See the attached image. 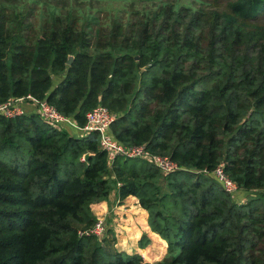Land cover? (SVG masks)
<instances>
[{
    "label": "trees",
    "instance_id": "16d2710c",
    "mask_svg": "<svg viewBox=\"0 0 264 264\" xmlns=\"http://www.w3.org/2000/svg\"><path fill=\"white\" fill-rule=\"evenodd\" d=\"M88 1L0 0V103L45 98L79 127L102 104L115 139L179 169L109 163L95 131L0 115V264H264V0H160L140 12ZM220 162L238 191H254L245 201L198 172ZM112 192L138 199L163 259L118 250L111 227L81 234ZM148 243L143 234L138 246Z\"/></svg>",
    "mask_w": 264,
    "mask_h": 264
},
{
    "label": "built area",
    "instance_id": "2783aa9c",
    "mask_svg": "<svg viewBox=\"0 0 264 264\" xmlns=\"http://www.w3.org/2000/svg\"><path fill=\"white\" fill-rule=\"evenodd\" d=\"M25 103H30L35 109L40 119L55 129L62 130L67 125L74 126L81 130L83 134L97 132L99 134V145L107 154L108 162L111 163L116 156L125 158H136L145 160L155 166L162 174L178 170L179 166L168 156L151 153L144 144L128 145L113 137L110 133V127L115 119V115L104 105L98 104L88 110L85 115V123L79 127L70 117L59 112L45 98L36 99L31 95L9 99L0 103V115L13 118L18 115L26 114ZM205 174H211L221 185L224 191L234 195L238 191L236 183L226 174L224 162H220L212 171L206 169L200 170ZM119 185V184H118ZM107 225L103 218H98L94 226L86 230L84 234H92L98 238L106 232Z\"/></svg>",
    "mask_w": 264,
    "mask_h": 264
},
{
    "label": "rangeland",
    "instance_id": "374dc122",
    "mask_svg": "<svg viewBox=\"0 0 264 264\" xmlns=\"http://www.w3.org/2000/svg\"><path fill=\"white\" fill-rule=\"evenodd\" d=\"M157 1L160 0H128L125 1L124 0H101L100 2L98 1H93L95 4L100 3V7L102 8L103 11H109V10H116V8L118 10H122L121 7H125L127 9V11L130 10H134L135 12H140V10H142V8H145L149 5H152L154 3H156ZM183 3H191L192 4V0H180ZM47 3L50 5H57L58 7H63L64 5H80V6H88L87 4L91 3L88 0L86 1H80V0H47ZM254 191H237L234 193V196L236 197L237 200H241V201H245L247 199V197H249L251 194H253ZM114 195V197H113ZM125 202L123 201H119L116 199V195L114 192L111 193L109 199L106 201V203H96L92 205V210L95 214V216L98 218H103L105 224L107 225V227H111L114 235L116 237V248L117 249H121L124 248L123 246H127L124 243H126L125 240L122 241V244H120V242L118 243V239L119 235L121 234L119 229H122L121 226V221H122V213H125V209L124 207H120L121 205H123ZM120 208H119V207ZM129 207V206H128ZM123 208V209H122ZM119 231H118V230ZM121 239V238H120ZM120 241V240H119ZM128 248V247H127ZM148 248V246L146 247ZM150 251V253L155 252V250H159L158 248H153V246H150L148 248ZM149 253V254H150ZM140 254V253H139ZM166 255V253L164 251H160L158 252V254L154 257H150L149 260L144 259V255H141L143 257L144 260H146V262H155L158 260H161L164 258V256Z\"/></svg>",
    "mask_w": 264,
    "mask_h": 264
},
{
    "label": "crops",
    "instance_id": "0c3cea01",
    "mask_svg": "<svg viewBox=\"0 0 264 264\" xmlns=\"http://www.w3.org/2000/svg\"><path fill=\"white\" fill-rule=\"evenodd\" d=\"M59 80L60 78H55L54 84H56ZM23 106L26 109L27 113L34 112L35 108L30 103H25ZM64 129L67 130V132L73 136H80L83 134L80 129L75 128L74 126H71V125L65 126ZM123 200L125 203L121 205L120 207H124L125 213L121 214L122 215V218H121L122 219L121 221L122 229H119L121 234L119 235V238L117 239H118V243L120 242L119 240H121L120 238L125 239L126 243L124 244L127 246H123L124 248H121L118 250L125 251L128 254H133V253L139 254L140 253V255H143L144 251L149 250L148 248L150 246H153V248H158L159 250H155V252L153 253H150L149 251L150 257L156 256L158 252H160L161 250L166 253L167 251L166 241L163 240L157 233L151 231L148 225V222H147L148 213L145 209H143L140 206L138 199L130 195ZM100 203L105 204L106 201H102ZM143 234H145L149 239V243L147 244L148 248H146L147 246L145 248H140L138 246V241Z\"/></svg>",
    "mask_w": 264,
    "mask_h": 264
},
{
    "label": "water",
    "instance_id": "95a60500",
    "mask_svg": "<svg viewBox=\"0 0 264 264\" xmlns=\"http://www.w3.org/2000/svg\"><path fill=\"white\" fill-rule=\"evenodd\" d=\"M72 59H73V56H69L68 59H67V61H66V63L67 64H70V62L72 61Z\"/></svg>",
    "mask_w": 264,
    "mask_h": 264
}]
</instances>
